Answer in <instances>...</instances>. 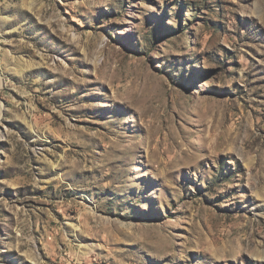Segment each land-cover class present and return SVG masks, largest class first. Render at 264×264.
I'll return each mask as SVG.
<instances>
[{"label":"rangeland","instance_id":"1","mask_svg":"<svg viewBox=\"0 0 264 264\" xmlns=\"http://www.w3.org/2000/svg\"><path fill=\"white\" fill-rule=\"evenodd\" d=\"M0 264H264V0H0Z\"/></svg>","mask_w":264,"mask_h":264}]
</instances>
